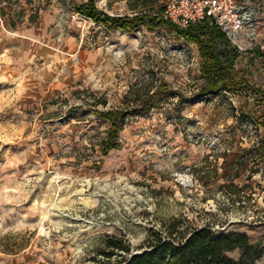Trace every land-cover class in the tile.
Returning a JSON list of instances; mask_svg holds the SVG:
<instances>
[{
	"label": "rangeland",
	"instance_id": "1",
	"mask_svg": "<svg viewBox=\"0 0 264 264\" xmlns=\"http://www.w3.org/2000/svg\"><path fill=\"white\" fill-rule=\"evenodd\" d=\"M85 1L0 0V264H95L108 236L139 250L175 220L264 245L255 93H205L196 44L166 26L110 31L75 11ZM165 2L96 0L117 15ZM257 39L236 69L264 87V17ZM108 110L126 113L106 154Z\"/></svg>",
	"mask_w": 264,
	"mask_h": 264
},
{
	"label": "trees",
	"instance_id": "2",
	"mask_svg": "<svg viewBox=\"0 0 264 264\" xmlns=\"http://www.w3.org/2000/svg\"><path fill=\"white\" fill-rule=\"evenodd\" d=\"M75 11L110 31L134 32L142 26L158 29L164 26L188 42L197 45L201 60L200 68L205 79L203 91L220 90L252 91L255 96L246 102V109L264 122L260 114L264 106V87L252 84L243 71L236 69L240 51L233 46L227 36L210 21L182 29L170 21L160 18L154 12L137 11L129 14H109L97 6L96 0H87L75 6ZM224 45V50L218 48ZM167 92V85L161 84L150 94L141 106L129 110V114L150 111L156 105L159 95ZM252 101V102H251ZM124 110L99 112L103 118L111 121V129L104 143L106 154L120 148L119 136L125 121ZM256 158L264 160V137L255 150ZM258 160V161H259ZM139 253H133L132 245L123 235L108 236L104 245L93 259L95 264H254L264 256V245L252 242L240 232L216 233L210 227L185 226L181 220H175L164 231H152ZM239 251V257L230 253Z\"/></svg>",
	"mask_w": 264,
	"mask_h": 264
},
{
	"label": "built area",
	"instance_id": "3",
	"mask_svg": "<svg viewBox=\"0 0 264 264\" xmlns=\"http://www.w3.org/2000/svg\"><path fill=\"white\" fill-rule=\"evenodd\" d=\"M158 15L182 29L208 20L233 46L243 49V39L246 44L258 43L264 4L260 0H166ZM244 93L249 95L247 91Z\"/></svg>",
	"mask_w": 264,
	"mask_h": 264
},
{
	"label": "crops",
	"instance_id": "4",
	"mask_svg": "<svg viewBox=\"0 0 264 264\" xmlns=\"http://www.w3.org/2000/svg\"><path fill=\"white\" fill-rule=\"evenodd\" d=\"M98 6V5H97ZM99 7V6H98ZM106 12V11H105ZM129 15H133V14H129ZM259 53L260 55H262V52H260V50H259V48L258 49H256L255 51H254V53ZM251 55H253V54H251Z\"/></svg>",
	"mask_w": 264,
	"mask_h": 264
},
{
	"label": "water",
	"instance_id": "5",
	"mask_svg": "<svg viewBox=\"0 0 264 264\" xmlns=\"http://www.w3.org/2000/svg\"><path fill=\"white\" fill-rule=\"evenodd\" d=\"M139 252H141V251H139V250H134L133 251V253H139Z\"/></svg>",
	"mask_w": 264,
	"mask_h": 264
}]
</instances>
